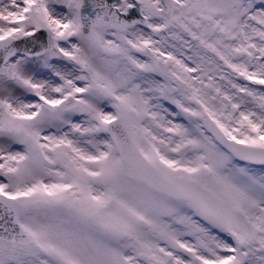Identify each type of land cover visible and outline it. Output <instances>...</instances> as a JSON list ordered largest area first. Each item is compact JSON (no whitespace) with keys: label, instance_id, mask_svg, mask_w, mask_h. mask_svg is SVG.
Returning a JSON list of instances; mask_svg holds the SVG:
<instances>
[{"label":"snow or ice","instance_id":"6c2138e0","mask_svg":"<svg viewBox=\"0 0 264 264\" xmlns=\"http://www.w3.org/2000/svg\"><path fill=\"white\" fill-rule=\"evenodd\" d=\"M0 264H264V0H0Z\"/></svg>","mask_w":264,"mask_h":264}]
</instances>
